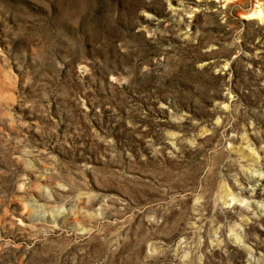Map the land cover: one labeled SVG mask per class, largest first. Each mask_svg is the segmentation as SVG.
<instances>
[{"label":"rangeland","instance_id":"1","mask_svg":"<svg viewBox=\"0 0 264 264\" xmlns=\"http://www.w3.org/2000/svg\"><path fill=\"white\" fill-rule=\"evenodd\" d=\"M0 264H264V0H0Z\"/></svg>","mask_w":264,"mask_h":264},{"label":"bare ground","instance_id":"2","mask_svg":"<svg viewBox=\"0 0 264 264\" xmlns=\"http://www.w3.org/2000/svg\"><path fill=\"white\" fill-rule=\"evenodd\" d=\"M257 11H259V10H257ZM253 13H254V12H253ZM253 13H252V15H253ZM257 14H258V13H257ZM257 14H256V15H257Z\"/></svg>","mask_w":264,"mask_h":264}]
</instances>
